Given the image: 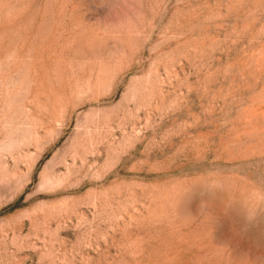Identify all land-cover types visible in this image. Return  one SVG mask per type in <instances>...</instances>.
Instances as JSON below:
<instances>
[{
  "label": "rangeland",
  "instance_id": "rangeland-1",
  "mask_svg": "<svg viewBox=\"0 0 264 264\" xmlns=\"http://www.w3.org/2000/svg\"><path fill=\"white\" fill-rule=\"evenodd\" d=\"M0 264H264V0H0Z\"/></svg>",
  "mask_w": 264,
  "mask_h": 264
}]
</instances>
